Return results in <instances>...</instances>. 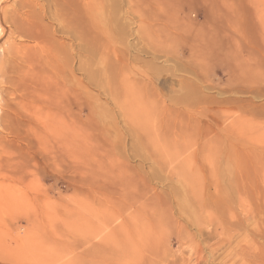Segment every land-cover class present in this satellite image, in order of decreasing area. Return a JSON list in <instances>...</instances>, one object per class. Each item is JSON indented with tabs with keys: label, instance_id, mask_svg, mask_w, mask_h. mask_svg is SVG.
Wrapping results in <instances>:
<instances>
[{
	"label": "rangeland",
	"instance_id": "rangeland-1",
	"mask_svg": "<svg viewBox=\"0 0 264 264\" xmlns=\"http://www.w3.org/2000/svg\"><path fill=\"white\" fill-rule=\"evenodd\" d=\"M0 264H264V0H0Z\"/></svg>",
	"mask_w": 264,
	"mask_h": 264
},
{
	"label": "bare ground",
	"instance_id": "bare-ground-1",
	"mask_svg": "<svg viewBox=\"0 0 264 264\" xmlns=\"http://www.w3.org/2000/svg\"><path fill=\"white\" fill-rule=\"evenodd\" d=\"M68 13V12H67ZM67 13H65V14H67ZM67 18H69V16L68 15H66V21H67ZM63 21H64V18H63ZM65 21V22H66ZM66 25L63 27V29H62V33H64V32H66V34H69L70 33V27L68 26V23H65ZM42 50V49H41ZM49 52H51V51H49ZM50 55L52 56V53H50ZM49 55V59H56V57H54V56H52V58H50L51 56ZM56 56V55H55ZM49 63H51V62H49ZM54 63V62H53ZM56 64V63H55ZM54 65V64H53ZM53 77V76H52ZM49 79V78H48ZM51 80H52V78H51ZM52 82V81H51ZM50 82V83H51ZM48 83V82H47ZM66 89H68V88H66Z\"/></svg>",
	"mask_w": 264,
	"mask_h": 264
}]
</instances>
